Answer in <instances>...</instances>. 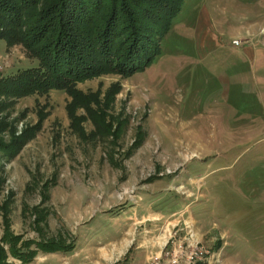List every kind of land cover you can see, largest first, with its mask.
<instances>
[{"label":"rangeland","instance_id":"obj_1","mask_svg":"<svg viewBox=\"0 0 264 264\" xmlns=\"http://www.w3.org/2000/svg\"><path fill=\"white\" fill-rule=\"evenodd\" d=\"M54 1L1 19L0 82L38 67L21 35ZM123 1L150 64L0 94V264H264V0H178L166 33Z\"/></svg>","mask_w":264,"mask_h":264},{"label":"trees","instance_id":"obj_2","mask_svg":"<svg viewBox=\"0 0 264 264\" xmlns=\"http://www.w3.org/2000/svg\"><path fill=\"white\" fill-rule=\"evenodd\" d=\"M34 1L0 0V25L4 23L1 19L17 25L21 11H27ZM102 2L58 0L34 14L38 20L28 29L29 33L21 35V41L25 42L26 48L35 51L38 67L25 69L1 81L0 94L26 95L35 91L63 90L69 96H76L78 91L74 85L77 82L103 72L131 75L150 64L160 53L155 41L158 37L151 34L153 29L147 30L140 24V19H136V4H132L134 10L120 0L118 11L116 0L112 1L110 8L102 6ZM141 2L148 3L147 8L141 7L153 16L142 13L144 19L152 21L156 27H163V33L167 32L171 18L181 5L178 0ZM57 11L59 17L55 15ZM70 23L74 25L71 27ZM54 246L56 248L44 244L42 249L46 253L68 251L62 245ZM19 255L22 262H30L28 256Z\"/></svg>","mask_w":264,"mask_h":264},{"label":"crops","instance_id":"obj_3","mask_svg":"<svg viewBox=\"0 0 264 264\" xmlns=\"http://www.w3.org/2000/svg\"><path fill=\"white\" fill-rule=\"evenodd\" d=\"M136 261H139V264H148L147 257H145V256L141 257L140 259H138ZM131 263L135 264V262H131Z\"/></svg>","mask_w":264,"mask_h":264},{"label":"built area","instance_id":"obj_4","mask_svg":"<svg viewBox=\"0 0 264 264\" xmlns=\"http://www.w3.org/2000/svg\"><path fill=\"white\" fill-rule=\"evenodd\" d=\"M233 44H234V45H238V42H234Z\"/></svg>","mask_w":264,"mask_h":264}]
</instances>
